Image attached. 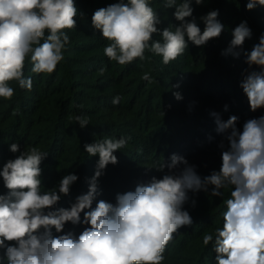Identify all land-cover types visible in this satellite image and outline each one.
<instances>
[{"label":"clouds","instance_id":"clouds-1","mask_svg":"<svg viewBox=\"0 0 264 264\" xmlns=\"http://www.w3.org/2000/svg\"><path fill=\"white\" fill-rule=\"evenodd\" d=\"M193 2L200 6L209 0H164L165 8L175 9L173 16L179 23L174 30L157 27L161 20L149 0H116L94 11L91 26L109 41L104 54L110 61L126 65L144 60L147 50L167 65L183 55L189 43L206 46L224 31L218 9L199 18L205 25L202 31L193 15ZM257 6L264 7V0H247L246 10ZM77 12L75 0H0V98L12 99V82L32 90V77L24 75L27 62L35 74L56 70L70 39L65 30L77 27ZM154 34L162 39L153 40ZM251 36L247 22H241L232 30L227 52L238 58L240 52L233 50L242 49ZM244 55L250 69H261L249 71L240 84L255 112L264 109V35ZM142 79L152 82L149 73ZM173 95L182 99L179 92ZM120 100L114 97L113 105ZM213 115L216 131L227 141L226 148L223 140L219 145V171L201 177L187 159L173 154L170 163L155 168L167 169L161 178L153 176L134 191L118 193L115 203L96 201L97 181L109 164L118 163L114 153L126 147L128 138H104L84 145L89 156L99 159L87 192L67 208L56 206L70 194L78 175L68 173L59 181L58 190L41 192V164L48 153L38 146L21 151L18 143H11L9 151L19 154L0 168L7 190L0 194V264L5 258L7 264H163L174 235L193 224L183 208L188 193L207 191L209 185L213 196H222L220 190L231 186L223 227L216 229L215 239L212 234L203 235L204 245L214 239L216 264H264V115L245 121L242 130L237 127V116L223 121ZM74 119L80 128L89 125L86 117ZM68 223L85 227L78 235L65 233Z\"/></svg>","mask_w":264,"mask_h":264},{"label":"rangeland","instance_id":"rangeland-1","mask_svg":"<svg viewBox=\"0 0 264 264\" xmlns=\"http://www.w3.org/2000/svg\"><path fill=\"white\" fill-rule=\"evenodd\" d=\"M113 2L116 0H75L78 9L77 27L66 29V33L73 43H77L75 53L79 54V57L96 52L99 60L96 57L93 62L86 63L69 54L62 61V70L57 72L58 64L52 74H39L38 80L33 82V87L38 88V92L33 94L35 101L28 106L29 109L24 107V103L21 104L18 101L16 110L12 112H20L22 122L17 123L16 118L11 117L0 131V168L3 163L14 159L19 154L9 151L11 143H18L23 151L27 147L44 146L50 138H56L59 114L57 110L51 111L46 106L42 107L41 100L50 96L59 84L70 83L71 80L78 78L79 92L75 94L73 103H79L84 110L96 108L99 112H105L108 109L110 111L116 109L115 117L118 113H122L118 121L120 119V122L124 124L114 128L115 131L113 128L109 129L102 124L95 125L91 122L85 128H80L77 122H73L70 127L62 130L65 151L71 155L76 149H83L85 144L104 138H128L126 147L114 153L118 163L109 164L97 181L100 194L96 201L103 199L111 203H115L118 193L134 191L137 185L149 183L153 176L161 178L167 169L161 172L155 168L163 162L170 163V157L173 154L187 160L196 158L197 163L206 161L203 163L204 171L197 172L201 177L210 175L213 171H219L222 163L221 153L212 167L208 161L211 157L206 158L210 154L208 152H212L211 150L222 140L227 147L223 134L216 131L217 117L213 115L214 113L218 114L223 121L232 115L237 116V127L241 130L243 123L248 119L264 115V109L251 111L247 97L240 87L249 71L261 70L256 66L250 69L245 62L244 53L250 52L259 42V37L264 35V7L257 6L254 10H246L247 0H209L200 6L193 2V15L202 31L205 25L199 18L210 10H219L218 19L224 25V31L218 39L210 40L203 47L189 43L184 54L167 65L163 64L162 57L147 50L144 60L137 59L130 64L120 65L106 57L104 48L109 41L102 37L100 31L91 26L94 11ZM149 2L158 12L161 20L157 27L161 30L166 27L174 30L179 23L173 16L175 9L165 8L164 0H149ZM244 21L251 29L252 36L245 41L242 49L233 50L240 52L237 58L232 53H228L227 49L232 39V30ZM75 30L79 32L76 33ZM161 39L159 34L153 35V40ZM81 48L84 50H78ZM101 69H104V77L90 81L94 79L92 75H97ZM111 70L116 75L113 80L107 79ZM145 73L150 74L151 83L142 79ZM57 74L59 76L56 79ZM116 80H120L122 85L118 86ZM177 84L178 88L173 87ZM228 89L229 93H227ZM173 92H179L182 99L177 100ZM116 96H120L121 100L118 105H113L112 99ZM14 97L18 98L17 95ZM64 101H66L65 97ZM13 103L15 102L11 101L7 105L8 108ZM126 111L134 113V118L132 117L128 122L125 121L130 119L131 115L130 113L128 115ZM5 118L4 112L0 125ZM49 119H51L50 122ZM68 119L76 121L74 116ZM174 126L179 127L174 129ZM82 131H87V136L83 138V142H79L77 135H81ZM167 132H170V136L167 135L168 138L165 135ZM178 132L187 133L186 136L190 138L186 145L184 144L186 140L181 141V148H184L181 153H179L180 150L175 149L176 146H171L178 137ZM58 137L61 138V134ZM24 141L26 144H23ZM54 141L55 139L51 141L47 151H45L46 148L41 149L42 152L48 153L41 164L43 169L41 192L49 191L54 187L58 190L59 181L68 173L78 175L79 179L72 185L70 194L63 196L56 206L67 208L78 195L87 192L99 157L84 155L81 163L77 160L79 158L74 156V162L70 165L60 163L56 166L51 154ZM59 153L60 150L56 151V156H59ZM212 188L213 186L209 185L207 191L188 193L189 200L183 208L190 213L193 224L181 227L167 246L164 256L172 260L170 264H216L215 233L216 229L223 227V214L227 210L226 201L230 198L231 186L220 190L222 196H213ZM6 192L0 178V194H6ZM96 201L93 202V208ZM192 201H195V206ZM83 227H85L83 224L68 223L64 231L65 233L72 231L78 235ZM205 233L212 234L214 238L208 245L203 243ZM3 264H7L6 258Z\"/></svg>","mask_w":264,"mask_h":264},{"label":"trees","instance_id":"trees-1","mask_svg":"<svg viewBox=\"0 0 264 264\" xmlns=\"http://www.w3.org/2000/svg\"><path fill=\"white\" fill-rule=\"evenodd\" d=\"M86 1V0H85ZM91 2V1H90ZM83 28V27H82ZM66 31V30H65ZM76 33L79 32V30H75ZM82 39V37H81ZM66 50V52H65ZM65 50H64V58L66 56H68L69 54H71L72 56H74L75 58H78L86 63H90V62H93L94 58H98V55L96 54V52H92L90 54H87V55H82L83 57H79V54H76L75 52L77 51V43H73L71 41V39H69V43L65 46ZM78 50H84L83 48L81 49H78ZM70 52V53H69ZM96 60V59H95ZM99 60V58H98ZM31 63L30 62H27L26 65H25V68H24V75L25 77H32L33 79V82H35L36 80H38L37 78L40 77L39 74H35V73H32L31 72ZM63 68V63L62 61L59 63V67H58V70L57 72H59V70H62ZM67 68V67H66ZM68 70L70 69L69 67L67 68ZM104 72V71H103ZM103 72L100 71V73H98L97 75H92L94 76V79H90V81H96L97 79H101L104 77V74ZM83 73V72H82ZM85 74V73H84ZM89 74V73H88ZM48 75V74H46ZM39 76V77H38ZM59 75L57 74L56 75V79ZM90 76V77H92ZM115 72H113L112 70L110 71V75L109 77H107V79L109 80H113L115 78ZM35 80V81H34ZM117 83H118V86L119 85H122V82L120 80H116ZM11 86L14 87L15 89V95L18 96V98L16 99V97H12L11 100H5L3 98H0V120L1 118L3 117V113L5 112L6 113V118L2 120V123L0 125V131L2 130V126H4V124H7L6 122L9 121L11 119V117H15V122H19L23 119H21L20 117H22V114L20 112H15V113H12L13 110L15 111L16 110V104L18 101L22 103H24V107L25 108H28V106H31V103H33L35 100V98L33 97V94L36 92H38V88L37 87H33L31 91H28L27 89H21L19 88L18 84H16V82H12ZM78 78L76 79H73L71 80L70 83H64V84H59L58 86H56L53 90V92L51 93L50 96L48 97H45V99L41 100L42 102V107L43 106H46V108L48 110H57L58 114H59V124H58V127H57V137L56 138H50L49 139V142H47L44 146H40V150L43 149V148H46L45 151L48 150L50 144H51V141L53 139H55L54 143H53V147L51 149V154L53 155V162L56 163V166L59 165L60 163H67V165L71 164L74 162V158L75 157H78L79 159L77 160H80L81 163H82V160L81 158L84 156V155H88L87 152L83 149H79V150H75V152H73V155H71L70 153L67 154L66 151H65V144H64V141H63V138H62V130L65 128V127H70L71 124L73 122H76V121H72V120H69L68 118H71L72 116H83V117H86L88 119L89 122L91 123H94L95 125H98V124H102L106 127H108L109 129H112L115 131L114 128L116 127H119V126H122V122H120V119L118 121V117L119 116H122V113H118L117 116L115 117L116 115V112L117 110L114 109L112 111H110L109 109L105 112H99L96 108L93 109V110H84L79 103H73L75 102V94H77V92H79V87H78ZM117 86V85H116ZM229 89L227 91V93H229ZM228 97H231V95H227ZM64 97L66 99V101H64ZM213 98H211L212 100ZM13 101L15 103H13V105H10V107L8 108V104ZM64 101V102H62ZM61 108V110H60ZM29 109V108H28ZM129 115H131V118L126 120L125 122H128L132 119V117L134 118V113L131 111H126ZM51 119H49V122H50ZM179 126H174V129L175 128H178ZM61 128V129H60ZM83 133L81 135H77V138H79V142H83V138L85 139L86 136H87V131H82ZM172 132V131H171ZM61 134V138L58 137L59 135ZM187 133H182V132H178V137L176 138V140H174V142L171 143V146H176L175 149H178V151L180 150L179 153L183 152L182 150L184 148H181V141L182 140H186L185 141V145L188 144L189 141L187 140H190V138L188 136H186ZM166 136L169 135L170 136V132H167L165 134ZM28 137V136H27ZM76 138V136H75ZM168 138V136H167ZM173 138V137H172ZM77 141V142H78ZM165 143V142H164ZM180 145H178V144ZM23 144H26V142L24 141ZM90 144V143H89ZM220 143L217 144L214 149H212L211 151L212 152H208L210 153L209 155L206 156V158L208 157H211L210 159H208L209 161V164H210V167L214 166L215 164V160L218 158L219 159V154L222 152V149L219 147ZM57 146V147H56ZM227 146V145H226ZM194 147V146H193ZM226 148V147H225ZM60 150V155L59 156H56V151L58 152ZM6 153H8V149L5 150ZM56 156V157H55ZM75 156V157H74ZM89 156V155H88ZM90 157V156H89ZM196 158H191L189 160H187L189 162V164H193L196 168V171H204L205 167H203V163H206V161H202V162H198V160H195ZM80 163H78L79 165ZM75 168H78L77 166H75ZM170 262H172V260L170 258H165L163 264H170ZM176 264V263H174ZM180 264V263H179Z\"/></svg>","mask_w":264,"mask_h":264}]
</instances>
